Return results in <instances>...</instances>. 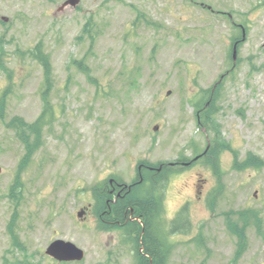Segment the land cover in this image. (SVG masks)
Returning a JSON list of instances; mask_svg holds the SVG:
<instances>
[{
    "label": "rangeland",
    "instance_id": "1",
    "mask_svg": "<svg viewBox=\"0 0 264 264\" xmlns=\"http://www.w3.org/2000/svg\"><path fill=\"white\" fill-rule=\"evenodd\" d=\"M61 1L0 0V264H132L124 230H100L91 212L81 220L75 213L92 201L89 187L97 182H133L138 160L164 163L169 173L158 184L145 174L134 186L139 196L160 187L162 231L187 208L190 225L170 236L166 264H264V166L235 170L232 154L222 153L219 190L210 166L183 163L212 138L197 127L189 97L203 102V90L225 70L214 102L219 137L239 160L250 151L264 162V0H80L53 16ZM89 17L91 43L78 38ZM233 36L238 63L228 70ZM36 45L51 65L53 118L15 190L20 249L6 230L14 206L7 189L26 149L9 121L30 124L42 111ZM177 160L183 169L173 172ZM245 209L254 216L239 247L225 216ZM53 238L82 248V261L45 255Z\"/></svg>",
    "mask_w": 264,
    "mask_h": 264
},
{
    "label": "trees",
    "instance_id": "2",
    "mask_svg": "<svg viewBox=\"0 0 264 264\" xmlns=\"http://www.w3.org/2000/svg\"><path fill=\"white\" fill-rule=\"evenodd\" d=\"M89 24L90 22L88 21L83 26L81 30L82 33H88L87 25L89 26ZM33 52L37 53L35 57H37L43 68L44 80L42 98L44 100V107L41 114L31 124H26L20 117H14L9 121L19 129L18 133L21 134L18 138L24 143L26 149L25 154L18 162L17 172H20L24 168V166L28 163V160L34 153L35 149L41 144V141L39 140L41 130L45 124L51 121V117L47 115V112L50 110V108H52L50 103L48 104L47 101V95H49L53 84V80L51 79L52 73L50 64L47 55H45L41 51L40 45H36L33 48ZM73 62L76 61L73 60ZM209 106H212V102L208 103L207 108ZM2 114L3 111L1 107V116ZM45 117L49 120L46 121ZM203 119L204 123L202 124L205 125V127L209 126L216 131L215 127L212 125L213 122L209 117V112L207 111V109L204 110ZM30 136L32 137L31 140H29ZM218 146L229 148L228 144L221 142L220 139L214 140L212 146L206 151V153L208 154L206 158L212 164H214L213 160L215 161L214 156H217ZM140 162L141 166H145V164H147L143 161ZM250 163L259 167L263 164V161L258 157L248 155L247 159H245L243 163H240L238 167L242 165L246 166ZM150 165H154L153 167L157 168L160 164ZM213 168H216L215 164L213 165ZM165 172H167L165 165L161 163L159 170L153 169L152 171H148L146 175L152 174L149 179L153 184L156 181H162V176H164ZM16 177L17 179H14L13 184L8 190V194L10 198L15 201L14 204L18 205V201H16L17 199L15 197L16 191L14 188L20 187L21 182L20 180H18V173ZM138 178L139 176L136 178L137 181H139ZM104 183L106 182L103 181L102 183H100V185L94 187L93 190L96 201L94 205V211L96 217L98 218V223L101 226L106 227L111 225L117 227L125 225L127 227V240L131 241L136 252L134 253L135 258L133 264H166L171 249L170 236L175 232L183 233L187 231L190 225L186 209H180L174 215V217L171 218L170 228H168L167 232H165L159 228L156 220L157 213H155V210H157L158 205L157 197L153 196L151 193L145 196H139L136 193V187H134L136 184H134L129 189L124 188L121 191L115 189L110 192L109 188L103 186ZM139 184L140 183H138L137 185ZM237 213L239 215H237ZM233 214L237 215L235 219L232 218ZM253 216V212L247 209L240 212L229 211V214H226L225 216L229 231L236 236L239 247L241 246L242 240H244L245 238L243 234V228L246 222H248L249 218ZM17 220V211L14 209L10 215L7 229L10 232L9 235L12 240L18 245L17 248L22 249L23 247L21 246V243L18 242L15 232ZM237 220L242 221L243 225H239V222ZM257 221L258 219H256V222ZM140 246L142 247L141 250H139ZM234 261L235 259H233V264Z\"/></svg>",
    "mask_w": 264,
    "mask_h": 264
},
{
    "label": "water",
    "instance_id": "3",
    "mask_svg": "<svg viewBox=\"0 0 264 264\" xmlns=\"http://www.w3.org/2000/svg\"><path fill=\"white\" fill-rule=\"evenodd\" d=\"M71 4L77 0H68ZM46 253L58 260H74L82 257V250L69 241L54 240L46 248Z\"/></svg>",
    "mask_w": 264,
    "mask_h": 264
},
{
    "label": "flooded vegetation",
    "instance_id": "4",
    "mask_svg": "<svg viewBox=\"0 0 264 264\" xmlns=\"http://www.w3.org/2000/svg\"><path fill=\"white\" fill-rule=\"evenodd\" d=\"M112 190H115V187H114V186L112 187ZM120 191H121V190H120Z\"/></svg>",
    "mask_w": 264,
    "mask_h": 264
}]
</instances>
